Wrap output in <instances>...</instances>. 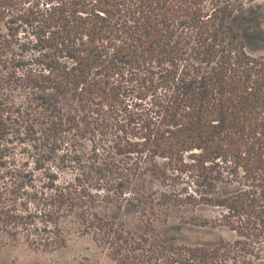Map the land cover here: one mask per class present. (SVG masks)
<instances>
[{
  "label": "trees",
  "instance_id": "16d2710c",
  "mask_svg": "<svg viewBox=\"0 0 264 264\" xmlns=\"http://www.w3.org/2000/svg\"><path fill=\"white\" fill-rule=\"evenodd\" d=\"M249 1L0 0V226L39 218L24 240L44 252L71 228L115 264H264V8ZM87 133L60 183L50 154L80 165ZM181 223L233 236L189 244L169 233Z\"/></svg>",
  "mask_w": 264,
  "mask_h": 264
},
{
  "label": "rangeland",
  "instance_id": "374dc122",
  "mask_svg": "<svg viewBox=\"0 0 264 264\" xmlns=\"http://www.w3.org/2000/svg\"><path fill=\"white\" fill-rule=\"evenodd\" d=\"M259 4L264 8V0H250L248 4ZM2 21L0 23V28L5 31L4 25ZM264 27V24H263ZM19 37L22 39L23 33L19 32ZM14 51H18L16 47L13 49ZM5 68H0V73L4 72ZM1 94V92H0ZM128 104H132L131 100L127 99ZM86 139H81L78 149H82L83 153L82 161L75 164H69L65 162L62 164L61 162V153L56 152L55 154H50L49 161L46 162L47 168H51L52 170H56L60 176V183L65 181H71L72 178L76 176H80L82 171V166L85 164V158L87 153L89 152V142L88 138H93V134L87 133ZM115 132L109 130L107 132L106 140L108 144H112ZM121 136H124L121 134ZM124 139H126L124 137ZM123 139V140H124ZM20 145H14V149H11L8 152H5V160L6 164L19 165L25 155L20 152ZM11 166V165H10ZM32 168V164H30ZM5 169H0V174L4 175ZM45 172L43 171H35L34 185H39L40 182L45 180L44 176ZM93 179H96L95 174H91ZM3 181L7 182V177L0 179V185L3 184ZM157 183V181L155 180ZM16 208L20 211L24 210V203L26 202L28 205V210L31 212L36 211V199L30 196H26L22 194L16 200ZM23 203V205L20 204ZM197 214H202L206 218L211 220L216 219L219 215V210L216 208H198L196 209ZM122 220L126 221L128 225L131 227L135 226L137 223L136 215H129L127 213H123ZM39 218L36 219L35 226H30L28 229H24L23 226L19 224L17 228H5L4 226H0V264H115L112 260L108 258L106 255V251L102 248L97 247L94 242L88 236H78L73 229H68V243L65 247L60 248L54 251H42L41 248L32 247L26 244L24 233L27 231L31 233L33 236L38 233V229L35 230V227H41V223H38ZM68 228V227H67ZM13 233L15 236H13ZM169 233L176 237L179 241L194 244L200 242H214L220 236L231 239L233 233L228 231L225 227L218 226L217 223H209L205 226H193L187 223L178 224V226L172 230H169Z\"/></svg>",
  "mask_w": 264,
  "mask_h": 264
}]
</instances>
